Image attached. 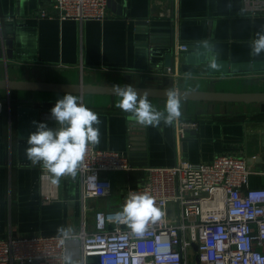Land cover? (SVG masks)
Wrapping results in <instances>:
<instances>
[{"label":"crops","instance_id":"crops-1","mask_svg":"<svg viewBox=\"0 0 264 264\" xmlns=\"http://www.w3.org/2000/svg\"><path fill=\"white\" fill-rule=\"evenodd\" d=\"M54 0H0V78L168 87L218 92H264V53L249 55L255 33L264 31V15L247 10L245 0H108L104 21L79 22L41 17ZM163 11V15L161 12ZM28 34L26 46L17 39ZM9 40L11 47L5 42ZM209 40L217 68L196 42ZM186 44L187 50L179 48ZM13 52L9 57L7 52ZM172 66L174 72L166 75ZM192 74L190 79L185 73ZM65 94L77 95L101 120L96 148L126 153L133 170L108 173L110 196L82 198L76 178H60L58 199L43 204L41 166L26 158L34 121L57 127L48 112ZM112 94L0 89V237L57 235L59 226L78 232L95 227V211L118 209L128 185L146 175V167L171 166L180 159L209 162L219 154L247 159L252 187H264V103L182 101V117L198 120L197 131L177 138L175 122L144 127L127 119ZM158 110L166 98L149 97ZM89 207L88 209L85 206ZM76 264L80 242L69 243ZM85 264H99L90 256Z\"/></svg>","mask_w":264,"mask_h":264},{"label":"built area","instance_id":"built-area-1","mask_svg":"<svg viewBox=\"0 0 264 264\" xmlns=\"http://www.w3.org/2000/svg\"><path fill=\"white\" fill-rule=\"evenodd\" d=\"M247 10L264 15V0H245ZM163 11L161 15H163ZM44 18L104 21L108 0H54ZM179 48L187 50L186 44ZM174 69H165L166 75ZM48 117L53 119L51 112ZM199 121L175 122L177 138L197 131ZM126 153L89 146L78 176L82 198L107 197L114 183L108 173L133 170ZM136 185H128L118 209L95 211V227L74 232L79 260L97 256L99 264H264V187H252L253 171L243 156L219 154L209 162L180 159L171 166L146 167ZM43 204L58 199L53 178L42 169ZM150 193L163 216L142 236L131 233L120 213L130 193ZM86 209L87 205L85 206ZM57 235L0 237V264H62Z\"/></svg>","mask_w":264,"mask_h":264},{"label":"clouds","instance_id":"clouds-1","mask_svg":"<svg viewBox=\"0 0 264 264\" xmlns=\"http://www.w3.org/2000/svg\"><path fill=\"white\" fill-rule=\"evenodd\" d=\"M17 39L22 46H26L28 34L19 31ZM196 47L197 50L203 47L209 54V67L217 68V54H213L212 43L209 40L197 41ZM250 49L249 55L252 57L264 53V31L255 33ZM191 76L190 72L185 73L186 79ZM111 93L119 98L116 107L128 114L127 119L144 127L155 128L162 123L171 126L182 116V96L175 87L165 91L163 110L152 105L148 91L140 94L131 85H113ZM51 116L56 122L55 128H49L46 123L33 122L36 130L28 136L26 158L33 164H39L56 182L65 176L75 179L89 146L95 147L100 143L99 125L102 122L97 113L73 94H65L57 100L51 109ZM163 214L155 198L148 192L130 193L120 213L124 223L136 236H142L149 224L159 221ZM56 232V239L61 245H68L76 239L70 227L59 226ZM61 259L62 264H76L74 252L67 246L64 247Z\"/></svg>","mask_w":264,"mask_h":264},{"label":"water","instance_id":"water-1","mask_svg":"<svg viewBox=\"0 0 264 264\" xmlns=\"http://www.w3.org/2000/svg\"><path fill=\"white\" fill-rule=\"evenodd\" d=\"M3 38L0 39V57L2 47L4 46ZM11 47V42H5ZM9 57H12L13 52L8 50ZM168 87H144L133 86L138 93L142 94L145 91L150 93L149 97L166 98L164 93L167 89L175 87L182 96L183 100L193 101H219V102H244V103H264V92H218L210 90H190L180 89L175 86L171 80ZM113 85L105 84H83V83H63L50 81H28V80H10L9 78H0V89L10 90H41V91H58V92H73V93H96V94H112L111 88ZM125 86V85H120ZM113 95V94H112ZM132 164V163H131Z\"/></svg>","mask_w":264,"mask_h":264},{"label":"trees","instance_id":"trees-1","mask_svg":"<svg viewBox=\"0 0 264 264\" xmlns=\"http://www.w3.org/2000/svg\"><path fill=\"white\" fill-rule=\"evenodd\" d=\"M142 180V179H141Z\"/></svg>","mask_w":264,"mask_h":264}]
</instances>
